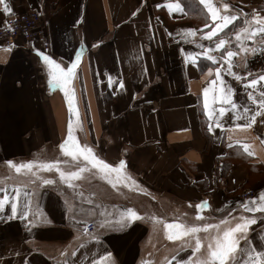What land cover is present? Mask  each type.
Masks as SVG:
<instances>
[{
    "label": "crops",
    "instance_id": "1",
    "mask_svg": "<svg viewBox=\"0 0 264 264\" xmlns=\"http://www.w3.org/2000/svg\"><path fill=\"white\" fill-rule=\"evenodd\" d=\"M174 2L5 0L10 13L0 4V26L12 16L39 11L47 44L22 38L12 46L0 44V199L9 197L0 208V264H188L189 257L206 258L217 234L215 228L205 231L204 224L226 218L223 230L234 227L241 216H255L257 223L249 228L248 244L240 242L243 251L237 260L253 264L254 251L264 252V213L244 208L264 196V115L256 116L251 127H235L249 123L257 111L264 113L256 102L264 93V81L249 84L264 74V34L235 38L246 19L257 13L264 17V0H212L221 14L238 16L212 41L203 33L218 21L199 0H179L184 12L169 10L167 4ZM224 3L229 4L227 10ZM189 28L196 30L195 37H184ZM219 38L228 43L215 49ZM209 48L215 61L203 55L195 63L187 59ZM37 50L64 68L81 53L75 76L65 86L73 96V109L64 88L51 81ZM227 50L238 52L231 58V71L240 80L228 71ZM216 68L238 107L233 110L210 91L209 108L216 112L212 122L222 124L210 133L203 89L221 86ZM220 108L226 109L223 116L218 115ZM70 121L81 146L113 166L126 161L124 173L136 184L113 187L109 180L115 181V173L105 178L82 156L66 155L60 146ZM8 161H59L65 172L86 170L70 187L55 168L36 165L35 175L17 173ZM41 178L54 183L43 184ZM16 189L18 214L12 217ZM248 189L255 195L243 199ZM205 200L209 207H196ZM29 202V217L22 219L19 213ZM127 209L142 218L121 227L118 221ZM88 223L94 224V232L84 231ZM166 223L201 230L169 240ZM197 237L201 248L193 254Z\"/></svg>",
    "mask_w": 264,
    "mask_h": 264
},
{
    "label": "snow or ice",
    "instance_id": "2",
    "mask_svg": "<svg viewBox=\"0 0 264 264\" xmlns=\"http://www.w3.org/2000/svg\"><path fill=\"white\" fill-rule=\"evenodd\" d=\"M0 4L4 5V11L11 12L12 9L8 6L7 3H5V0H0ZM199 4L203 5L207 12L210 14L211 19L213 21H218L209 31L203 33V38L212 41L213 37L217 36V33L219 31H222L224 28H227L229 24H232L233 21L238 19V16L235 14H221L220 9L215 7L212 0H199ZM167 7L171 11H178V12H184V6L177 0V2L174 3H168ZM223 8L227 10L229 8L228 3L223 4ZM136 13L134 12L133 15ZM246 27H243L240 29L239 32L235 34V38L237 41H241L242 39H253L257 36V34H264V17H261L258 13L255 14L251 20H245ZM205 27H208V25H205ZM196 30L194 29H186L184 32V37H195L196 36ZM171 35V33H169ZM264 39V35L261 37ZM228 43V41L224 38H219L218 42L215 43L214 47L215 49H221L225 46V44ZM200 47L203 49L204 45H200ZM241 51H247L245 48H241ZM38 55L42 58L44 63L48 67L49 75L51 77V81L55 83L57 86L64 88L65 96L68 98V106L70 109H73V96L69 94V90L65 87L75 76L76 69L78 66V63L81 60V53H77L76 55V62L72 63L70 67L64 68L61 66L60 63H58L55 59H53L50 55L45 54L44 51L37 50ZM212 51L211 48L203 51L200 54L192 53L187 56V59L192 60L193 63H195L196 58H198V55L205 56L208 60L215 61L216 57L214 55L209 54ZM253 53L256 51L255 48L252 49ZM238 55V52H233L231 50L226 51V55L224 56V59L228 60V71L235 76L237 80H240L241 77L237 75L236 73H233L232 70V61L231 58ZM216 78L220 80L221 86L217 89L215 87L213 88H204L203 89V95H204V108L207 111V116L209 118L208 123V131L211 133L213 132V128H221L222 124L219 122V120H216L213 124L212 118L216 115V112L214 109L209 108V92H217L219 94V98L226 103L231 104V108L233 110L237 109V104L232 102V91L231 89L226 90L224 87V82L222 77L220 76L221 69L216 68ZM249 75H251L249 73ZM258 81H264V74L259 75L257 78L252 79L249 81V84L252 86H255ZM111 83V79H110ZM212 85H216V80L212 81ZM119 86L121 88L124 87V84L122 81L119 82ZM252 99H255V97H251ZM217 97L214 95L212 98V103L216 102ZM256 102L259 104L261 109H264V93H261V99L256 100ZM226 109L220 108L218 115L223 116ZM244 112H248V108L243 109ZM78 115V113H76ZM258 115H264L261 111H257L254 115L251 116L250 122L247 124H237L235 127L237 128H248L251 127L252 124L256 122V116ZM231 139V138H230ZM239 143V142H237ZM66 155L72 156L74 159L77 157L82 156L85 161H88V163L94 167L99 169L101 173L104 174L105 178H108L111 176V174L115 173L116 179L115 181L109 180V183L112 184L113 187H116L117 183H125L128 184V186L136 184V181L131 178L130 175H126L124 173V169L126 167V161L120 160L119 164L117 166H113L110 163H107L105 160L98 158L93 150L88 146H81L77 139L73 135V125L70 121L68 124V133H67V139L64 143L60 146ZM244 150L248 151V145H243ZM249 155H252L251 152L248 153ZM8 164L11 168L15 170V172L20 173L22 170H25L26 173H31L32 175H35L34 172H32V169L34 166L38 165L40 169L45 170H51L55 168V170L59 173L60 179L62 181H65L69 184L70 187H72V180L73 179H79L80 174L83 173L86 168L81 167L77 171H71V172H65L60 167L59 161L54 162H37V161H31L27 163H13L12 161H8ZM42 183L46 185L53 184L54 181L52 179H46L41 178ZM130 182V183H129ZM0 191H4L3 189H0ZM19 195L20 191L19 189H16L15 198L11 201L10 207H11V215L12 217L17 216L18 214V202H19ZM9 200V197L5 195L2 199H0V208H3L6 201ZM258 201V202H257ZM251 205V206H250ZM199 209H204L209 207L208 202L201 201L200 204L196 206ZM31 208V202L25 205L24 209L19 213L20 217L22 219H27L29 217V212ZM244 208L246 211L250 213H264V196H260L255 201H249L246 202L244 205ZM142 217L133 209H127L125 213H123L120 217V220L118 223L121 225V227L128 226L131 224V222L141 219ZM152 219H156L155 216L152 217ZM29 224H32L33 221L29 220ZM107 223V222H105ZM257 223V220L255 216H241L240 222L236 223L235 226H227L223 228V230L220 229V225L227 224V219L221 220L219 224L213 225V224H204L203 229L207 231L208 229L215 228L217 229V234L212 237V242H210L207 246V256L205 259H197L195 261L191 260V257H189L188 264H242L241 260H237V253L240 252L242 254V246L241 241L243 240L245 244H248L249 237L248 232L251 225H254ZM104 225L102 224L101 227ZM165 229L167 230V238L169 240H177L183 236H188L189 234H195L201 230L198 226H188L185 227V225L180 223H166L164 225ZM85 232H87V227H85ZM95 238V237H94ZM251 247V246H250ZM201 248V241L197 237L196 238V246H195V252H199ZM75 255V253H72ZM111 253H107L108 257H111ZM173 259H176L174 256ZM168 264H171V261L168 262ZM181 264H184L183 261H181ZM253 264H264V252L261 251H254V261Z\"/></svg>",
    "mask_w": 264,
    "mask_h": 264
},
{
    "label": "built area",
    "instance_id": "3",
    "mask_svg": "<svg viewBox=\"0 0 264 264\" xmlns=\"http://www.w3.org/2000/svg\"><path fill=\"white\" fill-rule=\"evenodd\" d=\"M19 38L24 40L40 39L47 45L45 40L44 20L39 11L32 9L26 13L12 16L0 26V44L12 46ZM254 195L255 191L253 189H248L241 194V197L243 199H249ZM86 227L88 233H92L95 230L93 223H88Z\"/></svg>",
    "mask_w": 264,
    "mask_h": 264
},
{
    "label": "trees",
    "instance_id": "4",
    "mask_svg": "<svg viewBox=\"0 0 264 264\" xmlns=\"http://www.w3.org/2000/svg\"><path fill=\"white\" fill-rule=\"evenodd\" d=\"M239 24H240V23H239V22H237V23H236V25H235L234 27H237Z\"/></svg>",
    "mask_w": 264,
    "mask_h": 264
}]
</instances>
